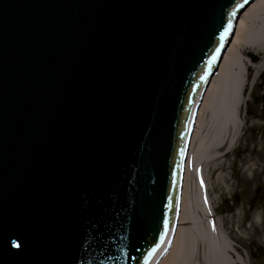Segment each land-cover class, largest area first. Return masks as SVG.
<instances>
[{"label": "water", "instance_id": "obj_1", "mask_svg": "<svg viewBox=\"0 0 264 264\" xmlns=\"http://www.w3.org/2000/svg\"><path fill=\"white\" fill-rule=\"evenodd\" d=\"M252 1L0 0V264H148Z\"/></svg>", "mask_w": 264, "mask_h": 264}, {"label": "rangeland", "instance_id": "obj_2", "mask_svg": "<svg viewBox=\"0 0 264 264\" xmlns=\"http://www.w3.org/2000/svg\"><path fill=\"white\" fill-rule=\"evenodd\" d=\"M256 1L258 0H253L238 15L234 30L241 15ZM246 26L251 30L250 37L262 31L264 12L254 14L253 20ZM262 44L263 46L256 48L257 51L253 50L249 56L242 57L246 64L237 62L231 69H226L225 74L222 73L218 79L216 77V86L224 77L230 87L238 90L241 105L233 112L231 130L224 146H219L213 135L215 124L220 121L222 113L218 114L215 123L210 112L204 113L202 117L197 138L204 140L206 146L210 145L208 152L202 156L205 162L200 163L194 158L198 147L195 144L192 153L194 167L188 168L187 184L188 200H194L197 196L200 215L195 223L200 224V230L193 228L191 234L196 244L191 250H187V257L179 264H264V43ZM227 48L228 46L224 55ZM217 69L218 67L208 83L215 77ZM238 80L239 85H235ZM233 90L225 92L216 89L215 93H222L220 97L230 104L235 98ZM211 246L222 250L209 251ZM169 254L167 251L160 262H165Z\"/></svg>", "mask_w": 264, "mask_h": 264}, {"label": "bare ground", "instance_id": "obj_3", "mask_svg": "<svg viewBox=\"0 0 264 264\" xmlns=\"http://www.w3.org/2000/svg\"><path fill=\"white\" fill-rule=\"evenodd\" d=\"M261 12H264V0L256 1L241 15L236 24L234 33L230 38V41L228 43L229 45H227L228 48L222 58L220 67H218L215 77H212L211 81L207 84L208 88L204 94L200 106H198L197 108L190 130L191 138L189 137V150L186 157V162L184 163L181 194L179 189L180 203L178 204L177 208L179 222H173L172 225L169 224L168 228H166V233L163 237V240L159 247L153 253L152 257L149 259L148 264H158L159 260L162 258V255H165L167 250L170 253L169 257L165 262L161 261L159 264H179L180 261L187 257V252L191 250L196 244V241H194L191 233H193V228H196L197 231L200 230L198 229L200 224L195 223L198 220L200 212L197 203V196H195L194 200H192L191 198L188 200V168L193 169L194 167V163L192 161V153L196 147L195 144H197L198 147L197 149H195L194 158L197 159V161L200 163L202 161L205 162L202 159V156L203 154L208 152V147L210 145L209 144L208 146H206L204 140L198 139L197 132L202 125L201 123L204 113L210 112V115H212L213 117L214 123L216 118L218 117V114L222 113L220 121L215 124V133L213 135L215 137L214 141L218 143L219 146H224L227 143V135L231 130L230 125L233 122V112L236 110V107L241 105V97H239L238 90L230 87L229 83L225 80L224 77L219 80V85L216 86V77L218 79V77L222 73L225 74L224 71L226 69H231L232 65L237 62L242 61V64H246L245 62H243L242 57L249 56V53L253 52V50L257 51V47L263 46L262 43H264V28L262 29V31H259L258 33L250 37L251 30L249 31V28L246 26L248 22H251L253 20L254 14H260ZM235 85H239V80L235 82ZM216 89L225 92L234 89L232 92L235 94V98L233 99L232 103L229 104L225 99H222L220 97L222 93H215ZM226 124L228 125L226 126ZM181 166L182 165H180V167ZM195 170H197V167H195ZM179 225L181 227H178ZM218 250L220 251L222 249H217L215 246H211L209 251Z\"/></svg>", "mask_w": 264, "mask_h": 264}]
</instances>
